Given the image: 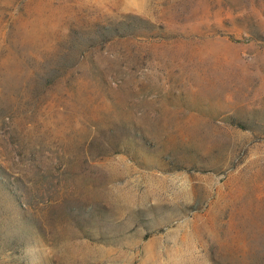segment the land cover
Instances as JSON below:
<instances>
[{
  "label": "rangeland",
  "instance_id": "rangeland-1",
  "mask_svg": "<svg viewBox=\"0 0 264 264\" xmlns=\"http://www.w3.org/2000/svg\"><path fill=\"white\" fill-rule=\"evenodd\" d=\"M0 264H264V0H0Z\"/></svg>",
  "mask_w": 264,
  "mask_h": 264
}]
</instances>
